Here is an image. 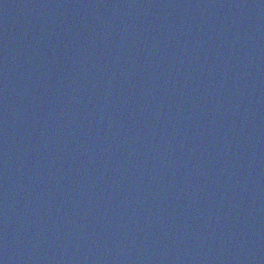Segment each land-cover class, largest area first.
I'll return each mask as SVG.
<instances>
[{"label":"water","instance_id":"water-1","mask_svg":"<svg viewBox=\"0 0 264 264\" xmlns=\"http://www.w3.org/2000/svg\"><path fill=\"white\" fill-rule=\"evenodd\" d=\"M0 264H264V0H0Z\"/></svg>","mask_w":264,"mask_h":264}]
</instances>
